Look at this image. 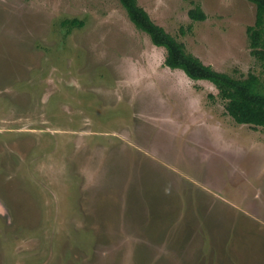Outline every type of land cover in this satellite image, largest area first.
Returning <instances> with one entry per match:
<instances>
[{
  "label": "rangeland",
  "instance_id": "obj_1",
  "mask_svg": "<svg viewBox=\"0 0 264 264\" xmlns=\"http://www.w3.org/2000/svg\"><path fill=\"white\" fill-rule=\"evenodd\" d=\"M138 2L264 81L252 1ZM166 57L120 0H0V264H264V126Z\"/></svg>",
  "mask_w": 264,
  "mask_h": 264
},
{
  "label": "trees",
  "instance_id": "obj_2",
  "mask_svg": "<svg viewBox=\"0 0 264 264\" xmlns=\"http://www.w3.org/2000/svg\"><path fill=\"white\" fill-rule=\"evenodd\" d=\"M120 1L136 26L146 31L156 45L167 49L168 66L183 69L192 79L213 82L220 95L227 100L228 112L238 123L264 126V81H260L253 73L247 78H237L204 63L199 57L189 53L183 42L155 22L138 0ZM250 1L257 6L256 22L248 28L252 46L256 53L264 57V0ZM190 14L195 19L203 20L207 17L199 7L191 9Z\"/></svg>",
  "mask_w": 264,
  "mask_h": 264
}]
</instances>
